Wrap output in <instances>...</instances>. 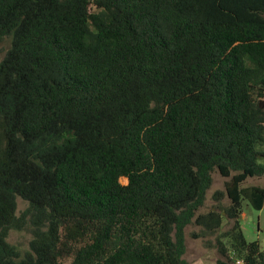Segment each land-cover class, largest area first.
Listing matches in <instances>:
<instances>
[{
    "label": "trees",
    "instance_id": "1",
    "mask_svg": "<svg viewBox=\"0 0 264 264\" xmlns=\"http://www.w3.org/2000/svg\"><path fill=\"white\" fill-rule=\"evenodd\" d=\"M215 172L228 204L199 213ZM248 178L264 0H0V264H186L185 228L224 218L218 264H264L239 220L264 205Z\"/></svg>",
    "mask_w": 264,
    "mask_h": 264
},
{
    "label": "rangeland",
    "instance_id": "2",
    "mask_svg": "<svg viewBox=\"0 0 264 264\" xmlns=\"http://www.w3.org/2000/svg\"><path fill=\"white\" fill-rule=\"evenodd\" d=\"M228 179L221 177L217 172L212 174V184L206 192L205 202L199 213L209 211L218 212L221 207L227 206L228 202L223 195L221 198L216 195L217 191H224V183ZM123 184L126 183L122 179ZM247 186L256 185L264 187V178H248L245 181ZM26 206L22 200H17V213L19 214ZM224 217V216H223ZM241 229L247 241L258 242L260 249L264 251V205L260 211L253 210L247 202H242L241 214L239 217ZM232 222L223 219L218 232L208 235L207 231L195 225H189L184 230L185 252L183 260L186 264H218L224 257L220 254L218 240L224 244L221 236L224 231L231 227ZM31 235L27 231H11L8 242L14 245L20 254H24L29 248ZM229 264V263H226Z\"/></svg>",
    "mask_w": 264,
    "mask_h": 264
}]
</instances>
